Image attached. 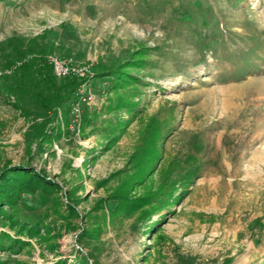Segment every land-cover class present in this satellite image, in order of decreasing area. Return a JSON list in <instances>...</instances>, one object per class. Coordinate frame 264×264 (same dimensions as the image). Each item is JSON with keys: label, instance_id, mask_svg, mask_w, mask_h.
<instances>
[{"label": "rangeland", "instance_id": "rangeland-1", "mask_svg": "<svg viewBox=\"0 0 264 264\" xmlns=\"http://www.w3.org/2000/svg\"><path fill=\"white\" fill-rule=\"evenodd\" d=\"M5 167L3 264H264V0H0Z\"/></svg>", "mask_w": 264, "mask_h": 264}, {"label": "trees", "instance_id": "trees-1", "mask_svg": "<svg viewBox=\"0 0 264 264\" xmlns=\"http://www.w3.org/2000/svg\"><path fill=\"white\" fill-rule=\"evenodd\" d=\"M24 65H22L23 67ZM27 70V66H26ZM80 84H77L75 79L67 83L66 90H67V95H71L72 91L74 89H77ZM60 94V93H59ZM61 97L57 98V101L59 102ZM67 100L69 97L66 98ZM65 99V100H66ZM15 167L13 168H7L5 167L4 169L0 170V213L3 212V207L4 205H10V198H12V193L14 192V185L16 184L17 179L14 178L16 172ZM4 204V205H3ZM8 221L10 223H13V219L11 217H7ZM22 229H25V227H22ZM28 234H32L31 229H26ZM4 237H8L6 234H2ZM0 264H3L0 262Z\"/></svg>", "mask_w": 264, "mask_h": 264}, {"label": "built area", "instance_id": "built-area-1", "mask_svg": "<svg viewBox=\"0 0 264 264\" xmlns=\"http://www.w3.org/2000/svg\"><path fill=\"white\" fill-rule=\"evenodd\" d=\"M55 71H56V74H58V76H64L68 72L67 69L62 68V66H59L57 63H55ZM72 71L75 72V74L77 76L81 77L82 78L81 80H83V79L85 80L86 78H88V75L90 74L86 67H80V68L75 69V70L73 69ZM85 85H86L85 81L82 82L74 94H76L78 96L80 94V92L85 88ZM71 112H72V114L77 116V114L79 112L77 109V105L74 104L72 106Z\"/></svg>", "mask_w": 264, "mask_h": 264}]
</instances>
